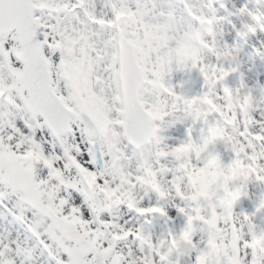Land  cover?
<instances>
[{
  "label": "snow or ice",
  "instance_id": "1",
  "mask_svg": "<svg viewBox=\"0 0 264 264\" xmlns=\"http://www.w3.org/2000/svg\"><path fill=\"white\" fill-rule=\"evenodd\" d=\"M0 264H264V8L0 0Z\"/></svg>",
  "mask_w": 264,
  "mask_h": 264
},
{
  "label": "rangeland",
  "instance_id": "2",
  "mask_svg": "<svg viewBox=\"0 0 264 264\" xmlns=\"http://www.w3.org/2000/svg\"><path fill=\"white\" fill-rule=\"evenodd\" d=\"M249 2L254 8H264V0H249Z\"/></svg>",
  "mask_w": 264,
  "mask_h": 264
}]
</instances>
